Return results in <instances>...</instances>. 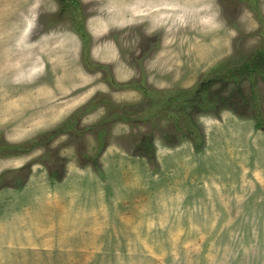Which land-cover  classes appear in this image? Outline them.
I'll list each match as a JSON object with an SVG mask.
<instances>
[{
  "label": "rangeland",
  "instance_id": "obj_1",
  "mask_svg": "<svg viewBox=\"0 0 264 264\" xmlns=\"http://www.w3.org/2000/svg\"><path fill=\"white\" fill-rule=\"evenodd\" d=\"M76 1L0 0V264H264V74L216 78L191 132L149 110L103 148L81 132L105 98L181 95L262 48L264 0Z\"/></svg>",
  "mask_w": 264,
  "mask_h": 264
},
{
  "label": "trees",
  "instance_id": "obj_2",
  "mask_svg": "<svg viewBox=\"0 0 264 264\" xmlns=\"http://www.w3.org/2000/svg\"><path fill=\"white\" fill-rule=\"evenodd\" d=\"M70 1L75 5V7L78 6L76 0ZM82 23V18L76 20L73 24V27L83 41L84 46H86L87 33L85 32ZM238 57V61L236 62V64H234L233 68H231V61H227V64L220 63L215 69H213L211 79L206 82L200 83L197 88L194 90L192 89V91H182L181 95L166 94L163 99L157 98L156 96H154L156 92H149L146 90V88L141 87V85L139 84H136L134 85L135 89H139L142 91L144 90L145 99L141 103L118 106L105 98L104 100H102V103H105L107 107V113L105 114V116L99 122L87 128L81 129V132L94 134L98 141V145L100 144L101 148H103L107 143L106 136L108 135V129L113 125V123L124 122L129 124L131 123L134 115L139 112H143L144 110L151 111V114L153 116L152 120H157V115H161L162 113H164V118L173 120V127L175 130H186L187 132H189L190 129L188 125H190L191 116L188 114V111L192 108L196 113H206L207 111L212 109V106L214 104L212 103L210 87L214 84V82H216V78L220 77L221 81L226 80L227 82L238 84L239 82H241V80H247L249 82L254 81L256 76H261L264 74V45L262 48L251 51L248 54L240 53ZM221 66L225 67V69L222 73H218V71H221L222 69ZM128 85L129 84H127V86ZM99 100H101V98L92 99L87 105L81 107L74 115L69 117L58 128L54 129L52 132L47 133L44 138H48V140H51L58 134L74 129L78 118H81L86 113L94 109V107L99 104ZM152 120L147 121L150 122ZM192 130H195L196 134H199L197 125L192 124ZM149 135L150 136H148L149 138L147 139L148 141H145L144 139V146L141 147H143V149H147L148 154H152L153 146L151 143L153 139L152 135H154L152 129ZM44 138H36L34 139L35 142L30 141L23 144L9 146L14 150H22L27 149L29 147V144H33L32 146L30 145L31 150L38 145L37 141H40ZM148 154L144 155H147V158H149L150 156ZM57 162L62 163V159L58 158ZM60 169H62L61 166ZM24 170L25 168L21 169V171ZM49 176L51 178L60 179V177H62V172L60 173L50 171Z\"/></svg>",
  "mask_w": 264,
  "mask_h": 264
}]
</instances>
